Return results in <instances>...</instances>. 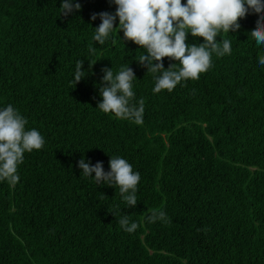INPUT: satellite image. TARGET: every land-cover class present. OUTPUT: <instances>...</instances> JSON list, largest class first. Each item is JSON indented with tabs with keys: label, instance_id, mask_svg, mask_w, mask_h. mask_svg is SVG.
Wrapping results in <instances>:
<instances>
[{
	"label": "trees",
	"instance_id": "1",
	"mask_svg": "<svg viewBox=\"0 0 264 264\" xmlns=\"http://www.w3.org/2000/svg\"><path fill=\"white\" fill-rule=\"evenodd\" d=\"M74 2L81 10L64 16L61 0H0V109L11 104L46 141L25 153L19 182L0 181V264H264V45L250 34L259 14L221 33L231 54L213 55L198 80L154 93L136 61L145 49L119 29L115 43L93 40L101 20L91 16L116 5ZM81 59L87 75L75 86ZM126 64L142 124L97 108L102 69ZM110 156L140 173L135 207L81 173L82 158L110 171ZM153 209L168 222H149ZM125 214L133 233L118 222Z\"/></svg>",
	"mask_w": 264,
	"mask_h": 264
},
{
	"label": "clouds",
	"instance_id": "2",
	"mask_svg": "<svg viewBox=\"0 0 264 264\" xmlns=\"http://www.w3.org/2000/svg\"><path fill=\"white\" fill-rule=\"evenodd\" d=\"M116 5L114 14L101 12L93 14L94 21L99 15L101 23L94 28V42L105 45L112 39L116 29L123 32L124 41L135 43L145 49L136 61L147 68L155 80L154 93L162 90L173 91L177 85L187 80H198L201 73L213 66V55L223 57L231 54V41L221 37V33L237 32L240 19L250 13H258L256 26L250 32L258 46L264 45V0H109ZM61 14L69 15L81 10V4L74 0H61ZM118 18V25L116 24ZM203 38L202 43H188V35ZM221 37V39H217ZM112 43L115 40L112 39ZM95 54L96 48L89 47ZM176 61L168 68L163 59ZM178 62V64H177ZM264 66V55L258 57ZM84 61L77 60L74 80L78 84L87 73L83 71ZM94 64L89 62V68ZM179 65V66H178ZM104 76L99 87L102 101L97 108L105 114H113L118 119L143 123L144 99L136 101L134 81L137 77L129 64L122 65L114 74L112 67L102 69ZM27 119L11 104L0 109V181L11 184L19 182V166L26 152L40 150L45 144L44 136L35 128L28 129ZM110 171L105 172L102 163L90 166L82 158L79 167L85 177H93L96 183L118 187L122 201L128 207H135L138 198L140 173L123 157L110 156ZM121 211V209H120ZM114 215V213H112ZM149 222H168L163 210L153 209ZM119 224L124 231L133 233L139 227L130 223L125 214Z\"/></svg>",
	"mask_w": 264,
	"mask_h": 264
}]
</instances>
